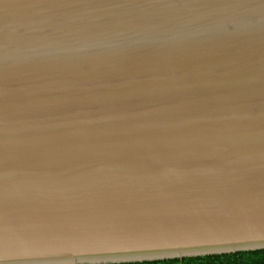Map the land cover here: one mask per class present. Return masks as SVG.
<instances>
[{
  "label": "water",
  "instance_id": "95a60500",
  "mask_svg": "<svg viewBox=\"0 0 264 264\" xmlns=\"http://www.w3.org/2000/svg\"><path fill=\"white\" fill-rule=\"evenodd\" d=\"M261 250L264 0H0V264Z\"/></svg>",
  "mask_w": 264,
  "mask_h": 264
},
{
  "label": "trees",
  "instance_id": "16d2710c",
  "mask_svg": "<svg viewBox=\"0 0 264 264\" xmlns=\"http://www.w3.org/2000/svg\"><path fill=\"white\" fill-rule=\"evenodd\" d=\"M126 264H264V250L255 252H240L227 255H213L197 258H185L183 260H165L143 263Z\"/></svg>",
  "mask_w": 264,
  "mask_h": 264
},
{
  "label": "clouds",
  "instance_id": "9594fccd",
  "mask_svg": "<svg viewBox=\"0 0 264 264\" xmlns=\"http://www.w3.org/2000/svg\"><path fill=\"white\" fill-rule=\"evenodd\" d=\"M259 245H256V247H258ZM235 251H239V250H241V249H234ZM244 250H248V249H244ZM251 250H255V248L253 247Z\"/></svg>",
  "mask_w": 264,
  "mask_h": 264
}]
</instances>
